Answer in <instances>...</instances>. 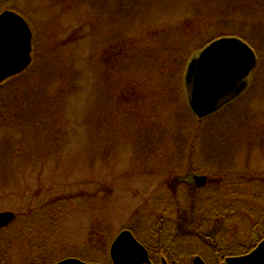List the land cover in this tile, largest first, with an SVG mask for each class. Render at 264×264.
Instances as JSON below:
<instances>
[{
    "label": "rangeland",
    "instance_id": "1",
    "mask_svg": "<svg viewBox=\"0 0 264 264\" xmlns=\"http://www.w3.org/2000/svg\"><path fill=\"white\" fill-rule=\"evenodd\" d=\"M137 1L132 2L135 4ZM173 1V5L176 6L180 0ZM106 4L104 3V6ZM110 8L113 10V6ZM103 9V3L97 0H0V13L14 10L27 19L33 31L32 45L47 63H51L48 74L50 79L47 84L37 85L39 89L44 88L45 95L44 93L37 95L38 91H33L30 86H17L22 97L28 100L29 105L26 109L29 111L35 105L39 108L41 102L36 104L39 99H47V96L52 94L57 95L58 91L64 96L62 105L59 106L63 108V114L68 112L71 104H79L81 109L85 108V112L81 111L77 119L67 115L62 116L66 123L64 126L72 136L69 135L72 142L65 147L62 158L40 165L31 176H24L26 164L20 167L15 155H10L15 161L2 166L5 171L4 169L0 171V184L4 183L0 187V212L11 211L17 217L7 228L0 229V264H16L19 259L21 262L25 261L27 256L36 258L31 261L32 264H51L54 261H62L60 255L63 257L79 252L93 256L94 261H97L95 263L111 264V259L108 258L110 256L107 257V250L104 247L110 243V239L118 236L123 228L128 227L134 230L133 235L138 241H143L141 243L144 246L152 247L149 250L153 257L157 253L164 254L172 262L187 264L189 258L198 252L214 264L211 250L198 241L201 235L207 239L212 234L210 226L199 229V225L210 221L209 216L200 212L202 219L196 222L199 218L197 208L195 211L191 210L190 194L181 186L185 182L197 186L195 178L189 177L192 173L194 177L207 179L205 185L200 187L205 189L202 194L204 198L208 190H213L214 203L218 199V202L229 204L228 222L214 224V240L218 248L222 249L225 255L244 253L248 247L257 243L256 235L261 239L264 238V220L259 219V211L264 207V186L259 184L258 187H252L249 192H246L248 189L245 186L250 179L246 175H264V98L260 97V101L253 97L243 98L236 108L223 117L222 121L227 124L221 131L216 129L217 122H214V138L212 135L209 141L205 138L198 139L192 150L191 143H185L184 151L193 160L177 164L176 168H182L183 171L186 166L187 177L168 181L169 174L157 176L151 171L149 173V170H137L139 163L134 164L136 150L134 151L130 146L131 155H125L121 154L119 147L122 140L119 130L121 122L118 123L119 119L115 121L117 116L113 113L115 112L113 90L116 84L115 78L119 80L120 77L111 71L112 77L109 80V69L105 67L103 59L104 49H108L105 46L113 33L109 31L111 29L109 24L112 22L116 24L120 20L114 17L107 19L109 14L105 16L106 10ZM138 9L144 12L143 7ZM138 15L141 17L138 16L136 19L140 21L149 20L147 15L140 13ZM158 17L154 20L160 19ZM105 24L107 27H104ZM115 28L120 29L119 25ZM48 93L50 95H47ZM162 105L160 103V107ZM161 109L159 123L164 124L167 128L165 130H168L165 134H168L170 129L169 125L166 126L168 122L165 120L167 116L169 118L171 116L167 114L169 111L167 112L165 105ZM163 111L166 112V116ZM112 121L113 123H110ZM99 123H103L107 131L110 129L109 132L101 133V137H105L101 139L104 146L93 144L96 135L92 133L94 126ZM106 125L110 126L106 127ZM221 136L225 141L224 146L221 143ZM4 137L7 138V134H4ZM12 141L7 143L9 147ZM108 143L113 145L110 147ZM230 147L232 149L228 156L224 150ZM162 149L161 147L159 150ZM167 151L168 149L162 152L167 153ZM96 159L98 162L95 163ZM147 166L150 168L149 164ZM220 168H228L229 177L225 186L220 183L223 179L218 173L224 172L219 170ZM190 169L192 172H189ZM7 181L18 185L16 188H11L13 183L9 187L5 185ZM230 181H234L235 189H231L232 192L234 191L233 198L217 196L216 191L230 187ZM53 187H55L54 196L62 198L63 202L59 219H55L57 217L54 215L47 218L42 213L29 216L31 203L35 204L38 201L40 208L41 198L50 195L49 190ZM107 190L109 192H106ZM170 192L175 193L174 198ZM251 192H256L257 196L252 198L249 196ZM20 194L21 197H31V199L22 204L19 200ZM38 194L40 196L36 197ZM76 195L80 198L83 195V199L73 202L72 197ZM260 195L263 200H260ZM173 206H176L175 210ZM169 208L170 211L164 213ZM248 212L253 218L249 219L245 214ZM211 215L213 218V214ZM41 218L43 220L40 221ZM167 219L169 220L167 223L173 222L175 228H167L172 226L171 223L165 225L162 222ZM38 221L42 226L34 238L30 235V227H32L30 223ZM22 227L26 229L22 230ZM107 228L106 238L99 241L97 235ZM194 235L198 236L197 240L192 239ZM29 244L39 246L42 252L28 247ZM101 260L105 263H101Z\"/></svg>",
    "mask_w": 264,
    "mask_h": 264
},
{
    "label": "trees",
    "instance_id": "2",
    "mask_svg": "<svg viewBox=\"0 0 264 264\" xmlns=\"http://www.w3.org/2000/svg\"><path fill=\"white\" fill-rule=\"evenodd\" d=\"M132 1L97 0V2L103 3V10H106L105 16L109 14L107 19L114 17V19L120 20L116 24L113 22L109 24L111 25L109 31L113 33L105 46L108 49H104L105 53H103L105 67L110 70H108L110 73L109 80H111L112 72L117 73L120 77L119 80L115 78L116 84L113 90V110L115 111L113 113L117 116L115 121L119 119L118 123L121 122L119 130L122 140L119 147L122 151L121 154L125 155H131L130 149L132 148L134 151L136 150L134 164L139 163L137 170H149V173L151 171L153 175L157 176H162V174L167 176L169 174L168 181H177L178 178L185 177L188 171L186 166L181 171L182 168L177 169L176 165L193 160L184 151L186 142L187 144L191 143L190 148L192 150L198 139L211 140L212 135L214 138V122H217L215 124L216 129L221 131L222 127L227 124L222 121L223 117L236 108L241 103L240 100L253 97V99L260 101V97L264 98V0H180L176 6L173 5V0H138L135 4ZM104 3H107L106 6H104ZM111 6H113V10L110 8ZM145 6L148 7L145 8ZM139 7H143L144 12L138 9ZM138 13L149 16V20L140 21L136 19L139 16ZM150 15L151 17L154 16L152 20H150ZM155 17L160 19L155 21ZM116 25H119L120 29L116 30ZM104 27H107V24ZM223 37H236L245 41L256 53L258 63L251 74L250 85H248L249 87L242 98L211 117L199 121L192 114L187 104L183 78H185L189 61L209 43ZM32 55L33 63L29 69L23 74L5 81L0 91V171L4 169L2 166L15 161L10 157V155H15L20 167L26 164L24 176L33 175L40 165L48 164L53 159L57 161L62 158L65 147L72 142V136L65 128L66 123L63 121L62 116L67 115L70 118L77 119L81 111L85 112V108L81 109V106L76 103L77 105L71 104L68 112L66 111L63 114V108L59 106L62 105L64 96L61 95L60 91L57 95L47 96V99L38 98L39 101L36 104L41 102L39 108L38 105H35L29 111L26 109V106L29 105L28 100L22 97L17 90V86H30L33 91H38L37 95H43V93L45 95L44 88L39 89L37 85H42L50 79L48 74L51 63H47L43 59L44 57L39 52L37 53L34 45ZM47 95H50V93ZM50 97H54V99H50ZM160 103L163 104L161 107ZM164 105L167 112L169 111L167 114L171 116L170 118L167 116V120H165L168 122L166 126L169 125L170 129L168 134H165L168 130H165L167 128L164 127V124L159 123L161 118L159 110H162L161 108ZM164 113V116H166V112ZM170 119L173 120L169 122ZM220 120L221 122H219ZM110 123H113V121ZM228 123L230 124V122ZM75 124L77 126V122ZM109 126L106 125V127ZM106 129L103 123L94 126L92 134L96 135V138H94L93 144L105 145L102 144L101 139L105 137H101V133L110 131V129L108 131ZM4 134H7V138L4 137ZM185 139L188 140L185 141ZM220 139L222 145L225 144L222 136ZM11 140L13 141L9 147L7 143ZM108 145L111 147L113 144L108 143ZM161 147L163 149L160 151ZM166 149H168L167 153L162 152ZM230 149L232 148L224 150L226 154L228 153V156L230 155ZM224 156L226 155L224 154ZM96 162H98L97 159ZM219 170H224V172L219 171L218 174L223 179L220 183L225 186L226 179L229 177L227 176L228 168H220ZM190 171L192 172L191 169ZM246 176L251 179L248 178V183L245 185L248 189L246 192L251 191L252 187H258L259 184L264 186V175ZM230 182V187H225L223 191H216L217 196H221V198L231 196L233 198L234 181ZM12 183L7 181L5 185L9 186ZM3 185L4 183L0 184V187ZM17 185L18 183H13L11 188H16ZM181 186L185 187L190 194L192 200L191 210L195 211V208H197L196 212H198L199 218L196 222L202 219L200 212L204 215L207 214L206 216H209L210 222L213 221L214 224H226L228 222L229 204L222 201L218 202V199L214 203L213 190H208V194L204 198L202 194L205 189H198L187 182ZM49 191H51L50 195L41 198L42 205L40 208L37 199L34 197L37 203H31L32 208H30L29 216L42 213L47 218L54 215V217H57L55 219H59L60 207L63 205L62 198L54 196L55 187ZM106 192H109V190ZM170 193L174 198L175 193ZM40 194L42 193L40 192ZM40 194L36 197H39ZM19 196L22 204L31 199V197H21V194ZM82 196L81 198L79 195L72 197L73 202L83 199ZM249 196L253 198L257 194L251 192ZM260 197V200H263L261 195ZM94 199L98 198L94 197ZM251 204L254 203L251 201ZM170 208L164 213L170 211ZM172 208L175 210L176 206ZM259 213V219L263 221L264 207L261 208ZM211 214H213V218ZM245 214L249 219L253 218V215L249 216L250 212ZM168 219L162 222L165 225H171L173 222H169L171 224L167 223ZM41 220L43 219L41 218ZM40 221L30 223L32 225L30 235L34 238H36L35 236L38 235L39 228L42 226ZM204 223H209V221ZM154 224H156L155 221ZM172 227L175 228V225L167 226L171 229ZM25 229V227H22V230ZM22 230L20 231L22 232ZM124 230L134 233L131 227ZM107 231L108 228L98 234L96 238L99 241L106 238ZM195 235L191 237L197 240L198 236ZM115 238L110 239V243H107V246L104 247L107 250V257L110 256V246ZM161 242L163 243V239H161ZM155 245L161 246V244ZM27 246L42 252L39 246H31L30 244ZM147 248L151 250L152 247ZM39 255L41 256V253ZM41 257L43 258V256ZM59 257L60 260L61 258L62 260L76 258L88 263L97 262L94 261L93 256L84 255L80 252L63 257L60 255ZM34 259L36 258L27 256L25 261L21 262V259H19L16 264H32L31 261ZM102 261L104 260H101V263H105ZM57 262L59 260L54 261V263Z\"/></svg>",
    "mask_w": 264,
    "mask_h": 264
},
{
    "label": "water",
    "instance_id": "3",
    "mask_svg": "<svg viewBox=\"0 0 264 264\" xmlns=\"http://www.w3.org/2000/svg\"><path fill=\"white\" fill-rule=\"evenodd\" d=\"M33 31L18 13L0 14V91L8 79L23 74L33 63ZM258 58L245 41L236 37L219 38L193 57L186 68L185 91L189 109L202 121L211 117L243 95L250 85ZM206 177L195 176L199 187ZM17 215L0 212V229L11 225ZM110 249L112 264H150L147 249L130 231H122ZM56 264L87 263L76 258ZM193 264H204L198 258ZM224 264H264V242L247 256L227 259Z\"/></svg>",
    "mask_w": 264,
    "mask_h": 264
},
{
    "label": "flooded vegetation",
    "instance_id": "4",
    "mask_svg": "<svg viewBox=\"0 0 264 264\" xmlns=\"http://www.w3.org/2000/svg\"><path fill=\"white\" fill-rule=\"evenodd\" d=\"M191 175L192 176L189 175L190 179L195 178L194 173H192ZM195 183H196V181H195ZM196 185H197V183H196ZM196 188L200 189V187L198 185L196 186ZM208 226H210L209 229L212 230V231H210V232H212V234L210 236L211 238L206 239V237L201 235V237L199 238L198 241L200 244H203L206 248H209L211 250V252H210L212 254L211 258L214 260V261H212L214 264H224L227 259H230V258H238L239 259L240 257L247 256L250 253H252L253 250H255L257 247H259V245L262 242H264V238L261 239V238H259V236L256 235L255 237H256L257 243L248 247V249L244 253H242L240 255L234 254V253H229V254L225 255V254H223V250L218 248V244H216V240H214L215 239L214 238V222L209 221V223H204V225H199V229H202V228L208 227ZM142 246H144V245L142 244ZM144 247L147 249V251L149 253L148 256L150 257V264H178V263L172 262L169 259V257L165 256L164 254L162 255V254L157 253L156 256L153 257L152 252L146 246H144ZM244 248H246V247H244ZM198 258L202 259L204 264H211L206 256H204L203 254L198 253V252L195 253V255L193 254L192 258H189L190 261L187 264H193L195 262V260Z\"/></svg>",
    "mask_w": 264,
    "mask_h": 264
}]
</instances>
